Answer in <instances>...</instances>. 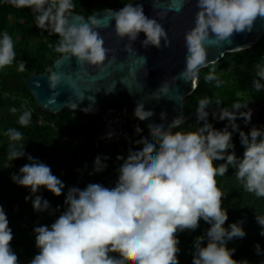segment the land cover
I'll return each mask as SVG.
<instances>
[{"label":"clouds","instance_id":"1","mask_svg":"<svg viewBox=\"0 0 264 264\" xmlns=\"http://www.w3.org/2000/svg\"><path fill=\"white\" fill-rule=\"evenodd\" d=\"M15 8L30 9L35 26L59 37L55 51L62 58L74 57L78 64L90 68L104 67L109 50L100 36L101 22L90 17L72 15L73 0H7ZM186 0H173L170 11H181ZM194 27L185 33L187 54L185 68L178 79L193 82L198 79L201 67L207 66L206 43L222 47L231 43L234 34L251 32L258 17H264V0H195ZM106 20L114 21L116 36L127 39L125 50L133 52L132 42L141 33L142 46H163L171 43L168 29L161 19L149 18L142 5L134 0L118 11L109 9ZM69 16L73 20L69 21ZM243 47L232 51L243 52ZM223 55V53H221ZM16 58L14 43L5 31L0 33V70L11 65ZM143 60V65L145 60ZM252 86L264 91V64L255 66ZM24 70V63L20 64ZM214 74L205 81L215 80ZM49 87L53 90L61 83V77L51 71ZM220 81L217 80V86ZM39 87V84L36 85ZM113 88L107 92H111ZM219 105V101L216 102ZM211 100L198 101L195 119L200 126L196 131L181 132L183 120L175 117L165 129L163 123L150 126L149 133L136 136L142 144L130 145L127 157L117 156L123 163L118 169L114 187L90 183L85 188L70 187L65 193V183L54 175L50 166L26 154L22 143L23 133L9 128L5 135L10 144L7 159L26 158L28 163L11 176L13 183L30 193L25 201H31L36 213L54 215L51 204L38 193L43 189L54 197L64 195V211L51 224L33 229L35 244L39 250L31 264H179V234L196 231L200 221L208 227L193 241L191 264H240L234 260L235 249L226 245L233 239H242L246 233L243 221L225 228L228 212L222 207L221 190L217 187V175L224 176L229 168L235 169V177L243 188L257 198H264V128L253 126L247 133L236 123L243 119L251 122V110L241 111L216 108L210 113ZM76 107V106H75ZM144 102L138 104L134 118L144 120L152 113L144 111ZM15 113L16 109H10ZM217 122H225L217 129L209 116ZM31 121L27 111L18 117V123L26 127ZM143 124L137 128L143 129ZM238 134L244 148L242 158L235 152L233 136ZM108 139L112 134H108ZM108 157L97 156L92 174L107 168ZM214 161L223 163L214 164ZM264 236V216H256ZM13 239L9 221L0 206V264H18V257L10 247ZM261 254L260 245L255 246ZM119 249V254L112 251Z\"/></svg>","mask_w":264,"mask_h":264},{"label":"trees","instance_id":"2","mask_svg":"<svg viewBox=\"0 0 264 264\" xmlns=\"http://www.w3.org/2000/svg\"><path fill=\"white\" fill-rule=\"evenodd\" d=\"M132 0H73L74 13L90 16L96 11L122 7ZM7 32L14 43L16 58L6 68L0 70V206L3 207L13 239L10 247L18 257V264H31L39 250L35 244L33 229L37 226L51 224L64 211V195L54 197L46 190L38 195L47 199L55 211L36 213L31 201H25L30 193L27 189L13 183L11 176L18 173L20 167L28 163L26 158L9 161L7 154L12 142L5 132L16 128L23 133L25 152L34 159L50 166L54 175L66 185L65 193L70 187L85 188L90 183H99L105 187H114L118 179V169L123 163L117 156L127 157L130 145L142 144L136 136L146 133L137 128V119H129L131 137L129 141L104 146L94 143V126L98 116L80 114L77 111L63 109L57 115H51L39 108L33 97L27 92L25 79L31 74L47 73L51 63L62 54L55 51L59 37L49 35L35 26V19L30 9H19L10 5L7 0H0V33ZM24 63V70L20 64ZM257 64H264V35L251 48L243 52L226 54L219 62L199 70L196 88L184 100V113L189 115L197 110L198 101L204 97L211 100L214 108L233 109L239 105L261 109L258 119L241 126L246 133L253 127L264 128V91H256L252 86ZM209 73L216 79L205 81ZM217 80L220 81L217 86ZM264 83V81H261ZM219 101V105H217ZM16 109L13 113L10 109ZM31 114V121L26 127L18 123V117L23 112ZM209 120L217 129H222L226 123ZM200 125L193 116L184 126L175 131H196ZM235 152L238 158L243 157L244 148L239 142L238 134L233 136ZM97 156L108 157L107 168L99 174H92L93 162ZM223 163L214 161V164ZM217 187L221 190L222 207L228 212V221L224 227L243 221L242 227L246 235L242 239L227 242L229 249H235L233 259L240 264H264V236L260 235L261 227L256 222V216H264V198H257L247 192L235 177V169L229 168L224 176L217 175ZM210 227L202 220L196 231H186L179 234L178 253L179 264H191L193 241ZM259 244L261 254H257L255 246ZM112 251L119 254V249ZM131 264V262H129Z\"/></svg>","mask_w":264,"mask_h":264},{"label":"water","instance_id":"3","mask_svg":"<svg viewBox=\"0 0 264 264\" xmlns=\"http://www.w3.org/2000/svg\"><path fill=\"white\" fill-rule=\"evenodd\" d=\"M134 3L142 5L145 15L149 18L163 21L171 43L144 48L142 41L145 37L141 33L138 39L132 42L134 51L130 53L125 50L127 39L121 40L116 36L114 21L105 19L109 9L96 11L88 17L73 12L72 15L85 19V23L90 17H95L101 22L102 28L98 31L104 39L105 48L109 50L108 57L104 67L98 69L80 65L74 57L62 58L61 55L51 63L49 72L26 77L24 82L27 92L39 108L51 115H57L67 108L80 114L98 116L103 109L116 106L129 119H136L134 111L141 101L144 102L143 110L152 113L150 118L138 120L139 124L144 125L146 133L150 132V126L157 123H163L167 130L168 124L177 116L183 120L180 126L182 127L195 116L196 112L185 115L184 100L195 90L197 79L185 82L177 78L185 68L187 49L184 37L185 33L194 27L195 13L198 10L195 0H186L179 12L169 10L173 0H134ZM120 8L111 10L118 11ZM68 19L71 22L73 16ZM263 35L264 17H258L251 32L234 34L231 43H225L219 48L206 43L208 60L213 62L199 70L219 62L228 53L238 52L232 49L253 47ZM141 58L145 60L144 65ZM51 71L61 77V83L55 90L49 87L48 76ZM112 88L111 92L106 91ZM210 107L206 109L210 113L216 109ZM249 109L253 122L260 116L261 109L240 108L241 111ZM236 123L240 127L245 125L243 119H238ZM176 129L172 131L175 132Z\"/></svg>","mask_w":264,"mask_h":264},{"label":"built area","instance_id":"4","mask_svg":"<svg viewBox=\"0 0 264 264\" xmlns=\"http://www.w3.org/2000/svg\"><path fill=\"white\" fill-rule=\"evenodd\" d=\"M99 120L94 126V143L102 144L106 147L129 141L131 130L126 114L118 107L113 106L103 109L98 115ZM112 138L108 139V134Z\"/></svg>","mask_w":264,"mask_h":264}]
</instances>
